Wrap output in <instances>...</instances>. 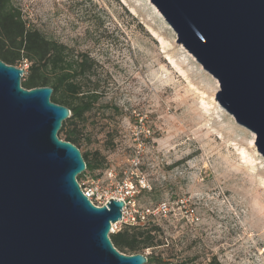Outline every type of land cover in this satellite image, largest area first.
Segmentation results:
<instances>
[{
	"label": "rangeland",
	"instance_id": "rangeland-1",
	"mask_svg": "<svg viewBox=\"0 0 264 264\" xmlns=\"http://www.w3.org/2000/svg\"><path fill=\"white\" fill-rule=\"evenodd\" d=\"M15 2L49 38L97 62L92 80L101 94L86 114L80 150L105 162L78 181L99 182L110 194L132 182L135 214L166 203L157 214L167 222L165 260L264 264L256 135L219 104L218 80L177 42L151 0Z\"/></svg>",
	"mask_w": 264,
	"mask_h": 264
},
{
	"label": "water",
	"instance_id": "water-1",
	"mask_svg": "<svg viewBox=\"0 0 264 264\" xmlns=\"http://www.w3.org/2000/svg\"><path fill=\"white\" fill-rule=\"evenodd\" d=\"M151 2L264 156V0ZM24 74L0 59V264H146L111 241L125 201L98 207L81 189L82 152L58 136L71 110L52 87L24 88Z\"/></svg>",
	"mask_w": 264,
	"mask_h": 264
},
{
	"label": "trees",
	"instance_id": "trees-1",
	"mask_svg": "<svg viewBox=\"0 0 264 264\" xmlns=\"http://www.w3.org/2000/svg\"><path fill=\"white\" fill-rule=\"evenodd\" d=\"M0 59L9 65L28 64L22 80L24 88L48 86L54 89L51 100L72 112L71 117L63 122L58 136L80 149L86 114L94 109L101 94L99 82L92 80L97 67L95 59L86 53H71L66 44L49 38L30 24L15 0H0ZM82 155L87 171L104 167L105 160L100 152H84ZM83 175H79L78 180ZM157 216L149 215L139 225L124 223L110 233L113 245L121 253L145 254L148 258L146 264H174L164 259L166 238L162 224L167 222Z\"/></svg>",
	"mask_w": 264,
	"mask_h": 264
},
{
	"label": "built area",
	"instance_id": "built-area-1",
	"mask_svg": "<svg viewBox=\"0 0 264 264\" xmlns=\"http://www.w3.org/2000/svg\"><path fill=\"white\" fill-rule=\"evenodd\" d=\"M79 182V181H78ZM82 191L84 194L98 207L106 205L111 198L124 200L125 206L123 208V218L120 223H128L131 225H139L144 223L145 219L149 215H157L158 212L162 213V211H166V203H161L157 210H147V214H135L134 211H128V207L131 204V198L134 195L135 186L132 182H124V186L122 185L117 192L112 194L109 193V190L104 188L99 182H90V179H86L85 182H79ZM139 188L138 190H141ZM116 227L112 228V232H115Z\"/></svg>",
	"mask_w": 264,
	"mask_h": 264
},
{
	"label": "bare ground",
	"instance_id": "bare-ground-1",
	"mask_svg": "<svg viewBox=\"0 0 264 264\" xmlns=\"http://www.w3.org/2000/svg\"><path fill=\"white\" fill-rule=\"evenodd\" d=\"M115 227V226H114Z\"/></svg>",
	"mask_w": 264,
	"mask_h": 264
}]
</instances>
